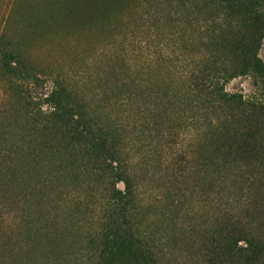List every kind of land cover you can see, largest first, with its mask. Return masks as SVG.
Here are the masks:
<instances>
[{
    "label": "rangeland",
    "instance_id": "rangeland-1",
    "mask_svg": "<svg viewBox=\"0 0 264 264\" xmlns=\"http://www.w3.org/2000/svg\"><path fill=\"white\" fill-rule=\"evenodd\" d=\"M48 1L0 0V264H109L113 197L127 193L126 222L156 264H264V253L211 250L231 227L244 229L243 248L264 234L253 171L214 156L222 116L195 90L214 11L195 10L199 0ZM226 90L258 94L245 76ZM82 118L106 153L72 139L67 119Z\"/></svg>",
    "mask_w": 264,
    "mask_h": 264
},
{
    "label": "trees",
    "instance_id": "trees-1",
    "mask_svg": "<svg viewBox=\"0 0 264 264\" xmlns=\"http://www.w3.org/2000/svg\"><path fill=\"white\" fill-rule=\"evenodd\" d=\"M51 1L56 0L48 2ZM199 2L200 6H195V10L203 8L214 11V15L207 18L212 35L210 48L205 50L193 78L196 92L207 103L206 111L217 110L222 116V122L217 119L218 126L214 128L217 132L211 142L213 154L221 160L231 159L239 163L247 169L248 175L253 171L257 182L255 210L264 219V144L261 143L264 127V63L258 56L264 40V0ZM206 5L209 7L206 8ZM240 76L256 81L258 94L245 96L228 92L227 82ZM67 122L68 126L71 125L72 139L92 151L107 152L110 147L107 140L90 120L67 119ZM113 199L117 202L121 226L104 238L102 253L108 254L104 260L110 261L109 264H118L125 259L133 264H156L153 254L135 237L126 222L131 195L127 193L122 199ZM243 230L234 227L224 230L221 239L213 241L212 253L219 259L242 257L244 253L246 257L256 258L264 253L263 233L255 242L242 240L244 248L237 245L242 239Z\"/></svg>",
    "mask_w": 264,
    "mask_h": 264
}]
</instances>
